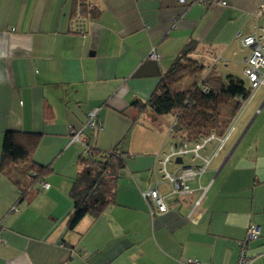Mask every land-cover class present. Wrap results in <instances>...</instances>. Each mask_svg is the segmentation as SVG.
<instances>
[{
    "label": "crops",
    "instance_id": "0c3cea01",
    "mask_svg": "<svg viewBox=\"0 0 264 264\" xmlns=\"http://www.w3.org/2000/svg\"><path fill=\"white\" fill-rule=\"evenodd\" d=\"M225 1L84 0L87 28L76 33L78 0H0V157L5 131L40 134L26 159L0 170V264H235L250 224L260 234L247 244L248 264H264V90L256 96L264 86L248 100L256 106L241 136L180 195L170 194L159 163L176 143L171 122L131 106L148 98L192 40L189 55L211 62L210 73L219 74L221 60L225 73L238 63L243 75L249 49L236 33L264 25V14L252 16L264 0ZM152 48L160 59L148 57ZM92 108L96 131L83 128ZM70 128H83L93 148H117L125 161L113 201L72 230L66 222L82 146L70 141ZM31 163L49 168L47 188L30 187ZM191 163L185 157L167 169ZM154 186L165 212L151 214L142 197Z\"/></svg>",
    "mask_w": 264,
    "mask_h": 264
},
{
    "label": "trees",
    "instance_id": "16d2710c",
    "mask_svg": "<svg viewBox=\"0 0 264 264\" xmlns=\"http://www.w3.org/2000/svg\"><path fill=\"white\" fill-rule=\"evenodd\" d=\"M83 5L84 0H78L73 18L78 14L87 23V18L83 15ZM252 16L256 18L253 14ZM72 31L78 33L73 27ZM196 44L192 40L185 45L158 79L147 99L131 101V106L136 109L137 114H149L154 119L170 115L172 121L169 132L176 143H194L211 133L224 135L251 93L244 78L230 74H209L192 82L186 89L179 88V82L201 73L204 68L189 55ZM84 137L88 138L85 134ZM39 138L40 134L37 133L5 131L0 170L3 171L12 163L26 159L38 145ZM87 146L86 149L82 147L79 157L80 170L70 189L72 210L67 217L68 230L74 229L85 215L95 217L106 209L114 199L116 183L125 167L124 155L117 148L103 151L93 148L89 141ZM48 171L47 166L31 163L28 168L30 187L33 188L40 180L46 181Z\"/></svg>",
    "mask_w": 264,
    "mask_h": 264
},
{
    "label": "built area",
    "instance_id": "2783aa9c",
    "mask_svg": "<svg viewBox=\"0 0 264 264\" xmlns=\"http://www.w3.org/2000/svg\"><path fill=\"white\" fill-rule=\"evenodd\" d=\"M178 3L186 6L193 4H205L206 0H177ZM217 5H226L225 0H212ZM264 13V4L261 3L255 7L252 14L258 18ZM73 30L78 33L86 32V20L78 14L72 19ZM236 38L241 47L249 49L248 55L244 58L243 78L250 87L251 93L246 103L255 92L262 86H264V25H255L253 31L247 34H242L241 31L236 33ZM148 57L154 60L160 59V54L152 48L148 54ZM244 102V103H245ZM243 103V104H244ZM97 108H92L86 113L84 127L89 128L91 131H96L100 128L101 124L97 118ZM239 114H237L236 119ZM235 119V120H236ZM83 127V128H84ZM83 128L76 130L70 128V141L80 143L85 149L88 147V138L84 137ZM233 129L231 126L228 131L218 136L211 133L207 136L202 137L199 141L194 143H173L170 144L167 153H164L160 160V171L162 172L163 178L168 181L170 186L171 195H180L190 191L187 180L192 177H199L205 172L210 165L212 159L216 154L223 148L225 142L228 140L230 133ZM212 144V149L208 154L202 152L207 148L208 145ZM189 157L191 159L190 165H181L179 172L170 171L167 169L169 163H173L177 158L183 159ZM37 189H45L48 187V183L44 180L38 181L36 184ZM142 197L150 205L149 211L151 214L165 212L168 207L165 201V196L160 193L156 186L145 189L142 191ZM204 194V190L201 192L197 203ZM260 234V229L255 224H250L247 227V233L244 240L239 241V253L235 264H248L250 258L247 254V244L249 241L256 239ZM2 238L0 236V242ZM191 264H201L197 260H189Z\"/></svg>",
    "mask_w": 264,
    "mask_h": 264
},
{
    "label": "rangeland",
    "instance_id": "374dc122",
    "mask_svg": "<svg viewBox=\"0 0 264 264\" xmlns=\"http://www.w3.org/2000/svg\"><path fill=\"white\" fill-rule=\"evenodd\" d=\"M200 63H204L205 66H204V69H206L205 71L203 70V72L197 74V75H194L192 77H188V78H185L183 79L181 82L178 83V87L181 88V89H186L192 82L196 81V80H200L201 78H203L204 76L206 75H209V74H212L213 72L210 73V71H212L210 69V64L211 62H206L204 58H200L198 60ZM216 64V68H217V72H219V74L221 73H224L221 74L222 76H225L227 74H232L234 77H237V78H240L242 79L243 78V75H242V65L238 64V63H233L230 67V71H226L227 73L224 72V61H221L219 60L217 63L214 62ZM207 69H210L209 70V73H207ZM262 90H264V88H262L257 94L256 96L262 92ZM256 106V99L254 100H251L250 102L248 103H244L239 111V115L236 118H234L233 122H232V126H233V129L230 133V136L228 137V140L226 141L225 144H232L234 142H236V140L241 136V134L244 132L246 126H247V121L246 119L248 118V116L250 114L253 113L254 111V108ZM167 123L169 124L171 122V116L168 115L165 117ZM236 119V120H235ZM188 159L185 160V162H187ZM170 166V164H169Z\"/></svg>",
    "mask_w": 264,
    "mask_h": 264
},
{
    "label": "water",
    "instance_id": "95a60500",
    "mask_svg": "<svg viewBox=\"0 0 264 264\" xmlns=\"http://www.w3.org/2000/svg\"><path fill=\"white\" fill-rule=\"evenodd\" d=\"M176 161H179V162H180V161H181V159H180V158H177V159H176Z\"/></svg>",
    "mask_w": 264,
    "mask_h": 264
}]
</instances>
